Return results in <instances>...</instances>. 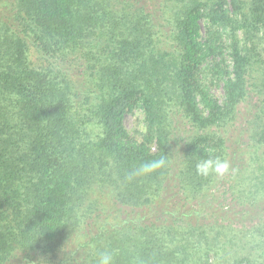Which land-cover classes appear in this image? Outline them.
Wrapping results in <instances>:
<instances>
[{"label": "trees", "instance_id": "16d2710c", "mask_svg": "<svg viewBox=\"0 0 264 264\" xmlns=\"http://www.w3.org/2000/svg\"><path fill=\"white\" fill-rule=\"evenodd\" d=\"M105 253L264 264V0H0V264Z\"/></svg>", "mask_w": 264, "mask_h": 264}, {"label": "rangeland", "instance_id": "374dc122", "mask_svg": "<svg viewBox=\"0 0 264 264\" xmlns=\"http://www.w3.org/2000/svg\"><path fill=\"white\" fill-rule=\"evenodd\" d=\"M203 35H205V29L203 31ZM223 57H224V63L229 66L231 65V59L229 57V54L227 53V50L225 49L223 51ZM220 59V58H217ZM208 83H210V80H207ZM211 92L218 98H221V83L217 81H212V85L210 84ZM125 127L129 133V136L135 140L140 141L143 137V134L145 132V122H144V113L142 109L138 105H133L126 113L125 119H124ZM66 250L70 249V244L68 242V245L65 246Z\"/></svg>", "mask_w": 264, "mask_h": 264}, {"label": "clouds", "instance_id": "9594fccd", "mask_svg": "<svg viewBox=\"0 0 264 264\" xmlns=\"http://www.w3.org/2000/svg\"><path fill=\"white\" fill-rule=\"evenodd\" d=\"M197 171L202 175H208L211 172L222 174L227 170V162L221 161L219 158L205 159L197 163ZM98 264H112V256L110 254H102Z\"/></svg>", "mask_w": 264, "mask_h": 264}]
</instances>
